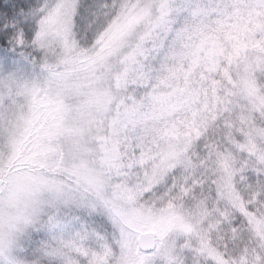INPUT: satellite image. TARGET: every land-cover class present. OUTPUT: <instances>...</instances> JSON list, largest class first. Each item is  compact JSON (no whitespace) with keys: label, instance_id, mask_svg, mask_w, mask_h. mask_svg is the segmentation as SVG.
<instances>
[{"label":"trees","instance_id":"1","mask_svg":"<svg viewBox=\"0 0 264 264\" xmlns=\"http://www.w3.org/2000/svg\"><path fill=\"white\" fill-rule=\"evenodd\" d=\"M57 2L0 0V58L4 60L0 61V74L18 67L33 74L57 72L58 66L45 67L50 56L35 43L39 22ZM129 2L77 0L72 32L76 49L92 53ZM249 2L173 0L150 33L143 35L136 30L119 50L121 61H127V71L115 109L135 114L133 121L118 127L114 135L127 174L123 181L135 187L144 174L141 159H153L166 141L167 130H175L188 140L185 162L175 164L149 193L135 194L134 202L153 210H179L199 222L205 243L224 256L225 232L252 256L264 255V160L260 158L264 152V115L236 105L240 92L232 86L238 72L235 48L245 44L264 57V2L245 11ZM204 44H216L223 52L206 54ZM128 51L130 60L125 58ZM109 54L107 51V57L113 55ZM251 80L255 94L264 100V62L254 70ZM59 106L53 102L46 110L49 122L27 130L24 141L32 144L34 155L41 152L36 162L27 164L30 170L53 172L61 167V153L54 144L65 115L56 109ZM34 108L36 115L39 109L37 105ZM34 134L38 140L33 145ZM222 164L231 166L229 184L245 212L221 195ZM83 219V235L79 233L82 227L75 225L81 224L78 219L45 221L23 240L16 259L22 264H67V259L77 264H115L120 249L117 229L95 210L86 209ZM196 249L193 239L173 237L168 256L152 264H217Z\"/></svg>","mask_w":264,"mask_h":264},{"label":"rangeland","instance_id":"2","mask_svg":"<svg viewBox=\"0 0 264 264\" xmlns=\"http://www.w3.org/2000/svg\"><path fill=\"white\" fill-rule=\"evenodd\" d=\"M172 1L130 0L110 33L103 36L92 53L84 54L76 49L72 34L77 0H58L39 22L35 38L38 49L50 56V61L44 62L45 67L58 66L57 72L33 74L18 67L0 74V264H22L16 253L30 232L45 221L59 218L67 223L78 219L81 224L75 225L78 229L82 227L80 235L86 234L83 219L86 209L106 215L117 229L120 249L115 264H152L166 258L171 239L176 236L193 239L196 250L217 264H264V255L252 256L229 232L223 234L224 256L205 243L199 222L179 210H153L135 204V194L149 193L162 183L175 164L185 162L188 140L175 130H167L166 141L153 159H141L144 174L135 187L123 181L127 174L114 135L118 127L133 121L135 114L115 109L127 71L124 67L127 61H121L119 50L121 43L129 41L136 30L143 35L150 33ZM263 2L250 0L245 11L257 9ZM235 49L238 72L232 86L240 92L235 104L264 115V100L255 94L251 80L264 57L245 44ZM107 51L113 55L107 57ZM202 51L220 55L223 49L216 44H204ZM125 58L130 60L129 51ZM165 97L160 98L162 102ZM55 101L60 103L56 109L65 112L62 130L54 143L61 153V167L53 172L30 170L27 164L36 162L41 152L34 155L32 144H27L24 137L29 127L49 122L46 110ZM36 105L40 111L35 115ZM35 136L32 143L38 140ZM55 156L51 160L53 166L57 162ZM260 158L264 160V152ZM221 169L224 174L221 195L243 212L244 207L229 184L231 166L222 164ZM143 234L156 236V249L151 254L139 248ZM66 262L77 264L68 259Z\"/></svg>","mask_w":264,"mask_h":264},{"label":"water","instance_id":"3","mask_svg":"<svg viewBox=\"0 0 264 264\" xmlns=\"http://www.w3.org/2000/svg\"><path fill=\"white\" fill-rule=\"evenodd\" d=\"M139 247L143 252L146 253L153 252L156 248L155 235L153 234L141 235L139 238Z\"/></svg>","mask_w":264,"mask_h":264}]
</instances>
